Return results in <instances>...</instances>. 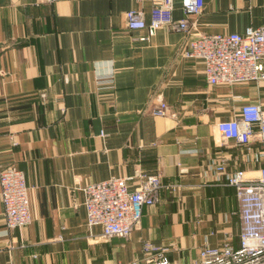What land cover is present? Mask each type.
Listing matches in <instances>:
<instances>
[{"label":"crops","instance_id":"0c3cea01","mask_svg":"<svg viewBox=\"0 0 264 264\" xmlns=\"http://www.w3.org/2000/svg\"><path fill=\"white\" fill-rule=\"evenodd\" d=\"M162 4L0 0V166L22 170L32 217L7 229L0 199V264H127L144 259L145 241L188 263L203 245L238 246L235 190L215 165L255 175L261 162L222 145L216 123L245 102L264 106V77L210 85L183 55L182 31L127 28V10L148 24ZM170 14L183 16L178 0ZM188 19L193 33L242 32L264 26V0H203ZM106 75L111 86L96 82ZM160 101L166 113L154 115ZM138 171L158 173L162 187L128 237L88 227L85 185Z\"/></svg>","mask_w":264,"mask_h":264},{"label":"built area","instance_id":"2783aa9c","mask_svg":"<svg viewBox=\"0 0 264 264\" xmlns=\"http://www.w3.org/2000/svg\"><path fill=\"white\" fill-rule=\"evenodd\" d=\"M178 2L183 16L177 20L170 14L174 0H163L161 6H154L148 24L141 9L127 10L126 26L129 30L147 29L152 33L157 27L170 24L182 31L186 36L183 55L201 61L203 75L210 85H232L264 77V26L247 27L242 32L193 33V23L188 18L202 11L203 0ZM112 81V75L96 79L107 86H111ZM166 109L167 104L160 101L153 114L162 116ZM216 128L222 145L231 143L261 162L255 175L246 174L242 168L226 169L223 158L215 165L216 173L224 175L225 184L235 190L240 221L238 246L227 242L216 246L206 244L190 262L176 263L167 257L166 247L145 241L144 259L127 264H264V106L245 102L230 118L218 121ZM128 178L137 179L133 187L128 185ZM161 187L158 173L140 171L130 177L87 183L84 187L87 226L100 227L104 237H128L140 220L142 207L156 202ZM0 199L7 229L21 228L31 222L24 174L13 165L0 166Z\"/></svg>","mask_w":264,"mask_h":264}]
</instances>
